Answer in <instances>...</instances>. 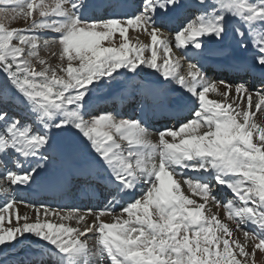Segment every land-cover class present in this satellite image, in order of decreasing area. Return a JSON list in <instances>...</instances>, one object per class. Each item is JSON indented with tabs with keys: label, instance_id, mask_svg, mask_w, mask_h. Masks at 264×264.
Returning a JSON list of instances; mask_svg holds the SVG:
<instances>
[{
	"label": "snow or ice",
	"instance_id": "1",
	"mask_svg": "<svg viewBox=\"0 0 264 264\" xmlns=\"http://www.w3.org/2000/svg\"><path fill=\"white\" fill-rule=\"evenodd\" d=\"M0 12V255L34 237L57 264H256L264 255V0H0ZM18 19L24 27L11 26ZM229 40L251 52L236 67L252 83L206 75L210 46L223 51ZM141 75L160 88L139 85ZM121 78L154 105L173 86L192 109L153 141L143 109L136 117L96 109L94 98ZM81 145L78 171L104 182L107 205L81 212L16 199L58 147L67 166ZM220 189L231 198L219 199Z\"/></svg>",
	"mask_w": 264,
	"mask_h": 264
},
{
	"label": "bare ground",
	"instance_id": "2",
	"mask_svg": "<svg viewBox=\"0 0 264 264\" xmlns=\"http://www.w3.org/2000/svg\"><path fill=\"white\" fill-rule=\"evenodd\" d=\"M131 1L132 0H122V2L127 3L128 5H130ZM94 2L102 5V4L107 3L108 0H94ZM130 6H134V5H130ZM104 10L105 9L101 7L98 10H96L95 13H100V12H103ZM116 11L118 12L128 11V9L127 8L116 9ZM129 35L133 37L135 36V33L133 32V30L131 29L129 30ZM140 39L145 42H150L148 38L143 34H141ZM223 49H224L223 51H217V50L212 51L204 58L205 60L204 63L208 62V64H211V66H215L214 70L211 69L213 71L211 73H206V75L210 79H215V80L227 79L230 82H233V81L239 82V80L241 79L240 77L239 78L233 77L231 75H233L234 73L238 71L236 67L237 65L242 64L243 61H245V63L249 62L248 57L251 56V52L240 51L239 49L236 48L232 40L226 41L225 47H223ZM175 52L176 51H174V53ZM179 53H181L182 55L181 51H179ZM248 75H249V79L247 81L249 83H252L254 79V75L250 73ZM140 79H141L140 85H144L146 89H159L160 88V85L157 83V77L155 76L150 77V78H145L144 76H141ZM116 85L117 86H116L115 91H112V89H109L110 94H107V95H110L109 98H111V100L107 99V95H104L100 99H105V100H103V102H101V105H98V106L105 107L106 102H107L106 106L111 102H115V103L118 102L116 104L117 107H123L126 104L131 103V105H133V109L127 112V114H130V113H133L134 109L137 108L136 106L137 104L135 103L134 98L136 97V99L137 98L141 99L142 101L141 100L140 101L142 102V105L139 107L138 116L142 114V111H141L142 109L147 112V116L145 117V119L147 122V126L149 127V131L150 133H152L151 138L153 139V141L158 139L157 133L160 129H162L166 125L171 126L172 124L176 122L174 118H170L172 114L175 113L176 115V113L178 112L181 115H188L192 109L191 102L188 101L187 104H185L184 101L187 100V98L186 97L181 98V93L175 90L173 86H169L168 90L161 96L160 100L157 102V105H154L151 96L146 95L145 92L142 91L141 89L138 90L139 93L137 94L135 93L136 96H132V94L134 93L132 92V89L134 87H129V86L126 87L125 81H120V83ZM257 87H260V85ZM210 98H215V95L210 94ZM108 100L110 101L108 102ZM152 114H156V117H155L156 119H154V116L152 117ZM78 173H80L78 172V169L69 163L67 166H63V168L60 167L54 172L53 176L50 178V179H53L52 181L42 182L39 184L34 183L31 188L21 189L22 191L26 189L25 195L22 194L20 190H18L16 196L23 197L26 201L29 202V204H32L36 202V199H35L36 196L46 191L47 193H49V198L48 200L46 199V200H43L42 202L51 205L54 200L53 198H55L54 196L56 195V193H58L59 195L65 194L67 195V197L69 196L72 190V183H73L72 180ZM83 176H86L87 178H86V182L80 185L79 187L80 191L78 190V193H77L79 196L76 195V198H78L77 199L78 201L73 202V203L72 202L67 203L69 208L74 207V206H78L82 208V206H84L86 202L91 203L90 200L92 201V204L95 203V206H97L96 204L98 203L100 199L97 198L95 200L94 198H91L90 195L97 194L99 198H102L104 196L102 194V191L99 190L100 183L103 184L102 186L103 188L104 187L106 188L102 180L94 179L91 176H87V175H83ZM4 186L7 187L6 181H5ZM47 188L48 190H46ZM220 192L222 193L223 196L229 194L225 192L224 189H220ZM80 196L82 197L81 200H80ZM123 199L130 200L131 197L125 196ZM108 201L109 200L104 202V206L108 204ZM2 203H3V198L0 197V204ZM18 207H19V212L21 215L24 214L25 212H27L29 216L33 215V210L31 208H27L23 204H19ZM81 212H85V211H81ZM105 219H108V218H105ZM90 222H91V218H89V223ZM73 223H74V226L73 225L72 226L75 227L76 226L75 222ZM5 226H8L7 220L5 222ZM27 241L35 244V247L33 248L31 246L29 247L26 246L28 243L24 246L27 254H29L30 256H32L33 254L35 255L34 257H31L30 259L31 262H33L32 264H57V260L54 257V255L50 253L47 249L40 247V245L37 244L34 237H30L29 240L24 241V243ZM22 244L18 245L15 249H5L4 252L6 253V255H0V264H4L6 262H13V264H15L16 261H21V262H24V264H27V262L29 261L28 260L29 256L28 255L22 256L21 254L17 252V249L21 247ZM91 245L89 244V246ZM7 252H9V254H7ZM44 258L46 259V261L43 260Z\"/></svg>",
	"mask_w": 264,
	"mask_h": 264
},
{
	"label": "rangeland",
	"instance_id": "3",
	"mask_svg": "<svg viewBox=\"0 0 264 264\" xmlns=\"http://www.w3.org/2000/svg\"><path fill=\"white\" fill-rule=\"evenodd\" d=\"M46 2H50V0H46ZM141 2V0H132L131 2H130V5H135V4H138V3H140ZM105 11V10H104ZM104 11L103 12H100V13H95L96 15H102L103 13H104ZM109 11H111V9H109ZM4 19V13H2V12H0V20H3ZM5 23H7V21H5ZM11 26L12 27H24L25 26V24H24V21L23 20H17V21H15V22H13L12 24H11ZM173 26H175V22H173ZM165 32H170L171 31V29H165L164 30ZM46 35H48V36H51V35H53L52 33H46ZM217 47H225V44L223 45V46H217ZM173 51H176L175 52V54L176 55H181V53H179V51L178 50H176L175 48L173 49ZM212 51H216V50H214V49H212L211 48V46H210V50H209V52H208V54L210 53V52H212ZM207 54V55H208ZM42 55H44L45 57H47V58H49L50 59V62L51 63H53V64H55L57 61H56V58L55 57H51L50 56V54L48 53V52H46V51H42ZM186 60V61H185ZM184 61H183V64H182V68H181V71H182V73H185L186 71H187V63H188V60L187 59H185ZM205 62V60H203V67H204V71H205V73H211L213 70H214V67L215 66H211V64H208V62H206V63H204ZM243 63H245V61H243ZM211 69H213V70H211ZM235 75V74H234ZM234 75H231V76H233V77H240V78H242V79H244V80H248L249 79V75L248 74H246V73H243L242 75H240V76H234ZM141 76H143V75H141ZM141 76H138V77H136V81L138 82V84L140 85V82H141ZM154 77V76H153ZM121 81H125L123 78H121ZM116 84L115 85H113L111 88L109 87V88H105V89H103L95 98H94V102H95V107H96V109L98 110V111H111V112H118V113H121V114H125V115H129V116H133V117H136V116H138V110H139V107L142 105V100L141 99H136V97L134 98V100H135V103L137 104L136 106H137V108L136 109H134V111H133V113H130V114H127V112H129V111H131L132 109H133V105H131V103H129V104H126L125 106H123V107H117L116 106V104L118 103V102H111V103H109L107 106H106V103H105V107H100V106H98V105H101V102H103V100H105V99H100L102 96H104V95H107V94H110V90L109 89H112V91H115V89H116ZM125 86L126 87H133L131 84H129L127 81H125ZM256 86H259V84H257ZM140 88L137 86V87H134L133 89H132V92H134L133 94H132V96H136V94L137 93H139V90ZM135 90V91H134ZM136 93V94H135ZM110 97V95H107V99H110L111 100V98H109ZM110 100H108V102L110 101ZM133 100V101H134ZM141 100V101H140ZM130 105V106H129ZM153 115V114H152ZM61 151V149L58 147L57 149H56V151L53 153V156H54V160H53V163H52V165L49 167V169H48V171H46V172H44V171H42L41 173H40V175L37 177V179H36V184H39V183H42V182H50V181H52L53 179H50L52 176H53V174H54V172L57 170V169H59L60 167H62L63 168V166H62V162H61V160L59 159V152ZM84 153H85V149H84V147H83V145H81L80 146V151H79V155L77 156V157H75V158H73V160L70 162V164H72L73 166H75L77 169L79 168V158L80 157H82L83 155H84ZM50 172V173H49ZM78 172H80V171H78ZM84 174H82L81 172L80 173H78V174H76V176L73 178V183H72V190H71V192H70V194H69V196L68 197H70V198H68L67 197V195H65V194H58V193H56V195L54 196L55 198H53L54 200H53V202H52V204H51V206L53 207V208H60V209H64V210H67L68 208H69V206L67 205V203H69V202H76V201H78L77 199L78 198H76V195H78L77 193H78V190H79V187H80V185H82L83 183H85L86 182V176H83ZM0 179H3L2 177H0ZM87 181H89V180H87ZM7 183V182H6ZM7 186H8V184H7ZM103 186V184H99V190H101L102 191V194L104 195L102 198H99L98 196L96 197V198H94L95 200L98 198V199H100L99 201H98V203L96 204L97 206H95V203L94 204H92V201L90 200V202L91 203H89V202H86L85 204H84V206H82V208L81 207H78V206H74V207H76V208H79L81 211H87V209H89V208H92L93 210H96V209H98V208H102V207H104V202L105 201H107V200H110L111 199V197H108L107 196V189L104 187H102ZM27 189V188H26ZM26 189L25 190H21L20 189V192L22 193V194H26ZM46 190H48V188L46 189ZM98 190V191H99ZM80 191V190H79ZM24 192V193H23ZM79 196V195H78ZM48 198H49V193H47L46 191L45 192H43L42 194H40V195H38V196H36L35 197V199H36V202H34V203H32L33 205H39L40 203H43L42 201L43 200H48ZM218 198L219 199H222V200H227V199H230L231 198V196H230V194H228V195H225V196H223L222 195V193L219 191V194H218ZM16 199L19 201V200H24V201H26L23 197H20V196H16ZM93 199V200H94ZM81 200V199H80ZM117 211H119V207H117ZM221 212H223V209H221L220 210ZM8 212H5V216L7 217L8 216ZM105 218H107V217H105ZM73 226H74V223L72 224ZM28 243V244H27ZM91 243H92V240L91 239H89V244L91 245ZM27 244V245H26ZM31 246L32 248L33 247H35V244L34 243H31V242H25V243H23L22 244V246L21 247H19L18 249H17V252L19 253V254H21L22 256H26V255H28L29 257H28V260L30 261V259H31V257H34L35 255L33 254L32 256H30L29 254H27V252H26V249L24 248V246ZM25 252V253H24ZM7 254H9V252H7ZM20 258H22V257H20ZM8 260V259H7ZM27 260V259H26ZM44 261H46V259L44 258L43 259ZM261 261H264V255H262V254H257V257H256V264H261ZM27 262V261H26ZM33 263V262H32ZM4 264H6V263H4Z\"/></svg>",
	"mask_w": 264,
	"mask_h": 264
}]
</instances>
